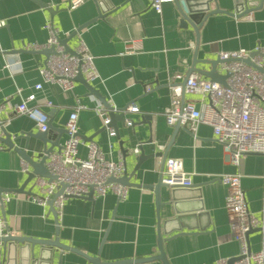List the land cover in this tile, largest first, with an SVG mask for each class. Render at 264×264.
Returning <instances> with one entry per match:
<instances>
[{"label": "crops", "instance_id": "crops-1", "mask_svg": "<svg viewBox=\"0 0 264 264\" xmlns=\"http://www.w3.org/2000/svg\"><path fill=\"white\" fill-rule=\"evenodd\" d=\"M40 1L59 8V12L50 14L37 0H0V19L6 21V25L0 26V105L7 101L18 104L34 93L36 101L30 105H38L48 113L53 127L61 130L50 131L49 135L53 141L61 135L62 145L68 136L69 115L81 104L84 108L78 113L79 133L96 134L91 141L98 144L107 159L123 157L132 174L137 157L141 153L147 155L130 182L155 185L163 162V156L157 155L162 152L167 153V158H181L186 170L193 174V184L199 187L172 194L169 186H163L159 211L155 191L142 186H129L124 200L113 190L92 201L74 197L66 201L56 222L49 204L38 205L27 199L25 193L7 190L20 187L28 173L21 170L23 157L0 141L1 195L14 194L0 209V217L5 218L10 231L17 235L58 239L111 262L158 254L160 213L162 223L168 222V228L173 230L171 234L163 232L162 237L182 231L164 242L170 264H215L219 259L238 255L240 242L233 236L226 208L228 187L216 175L241 173L249 210L264 221V155L249 153L236 162L210 126L200 124L196 133L184 126L175 131V127L167 123L164 111L171 105L173 86L179 85L183 90L188 74L196 73L211 80L200 70L210 71L212 62L220 61L221 51L264 47V2L250 12L239 8L235 0L212 2V9L221 7L235 14L212 13L196 30L193 25L182 26V15L175 0L165 2L161 12L151 8L148 0H100V7L107 11L102 17H98L95 0H86L76 8H70V0ZM248 13L251 19L246 17ZM94 18L97 19L75 35L69 45L75 48L82 38L88 46L99 76L91 83L114 107L124 108L131 103L139 107L137 113L124 114L126 120H133L132 125L119 117L116 119L115 128L112 127L114 136L109 134L108 128L102 129L104 120L98 109L105 107L100 99L81 82L76 81L71 91H64L57 83L45 82L41 69L46 56L24 48L27 44L47 43L48 24L59 29L61 37L66 38ZM17 59L20 63L15 65ZM222 64L217 63V70L226 74ZM194 66L196 69L192 71ZM176 73L182 78L174 79ZM38 83H42V88H36ZM183 95L186 101L196 102L198 107L208 100L200 94L183 92ZM1 119L9 121L5 130L16 137L17 146L24 148L29 141L27 151L32 155L43 149L40 139L27 140L21 136L24 132L38 131L34 120L17 114L6 104L0 108ZM88 143L90 141L82 138L79 152L83 158L88 156ZM135 148L140 152L136 153ZM34 181L27 190L34 186ZM37 192L34 186L33 193ZM180 215L182 218L178 221ZM262 239L261 231L250 235L251 251L260 249ZM19 247L17 252L12 250L9 258L7 245L0 244V264H22L18 260ZM33 254L39 260L37 264H90L82 255L61 248L36 246ZM141 264L163 263L156 260Z\"/></svg>", "mask_w": 264, "mask_h": 264}, {"label": "built area", "instance_id": "built-area-1", "mask_svg": "<svg viewBox=\"0 0 264 264\" xmlns=\"http://www.w3.org/2000/svg\"><path fill=\"white\" fill-rule=\"evenodd\" d=\"M86 0H70V8H76ZM149 6L158 12L163 10L165 2L174 0H148ZM247 18L251 19V13ZM6 25V21L0 19V26ZM50 38L45 44H27V50H42L55 45L56 52L50 55L41 69L43 80L48 83H57L64 91H71L75 85V77L81 72L86 81H94L99 76L94 63V56L82 38H79L74 50L76 54L69 53L62 47L58 39L61 37L59 29L48 24ZM257 52L251 59L257 67H264V47L255 49H238L229 52L221 51L220 60L222 67L228 74L227 86L216 81L202 78L194 73L188 77L185 87L173 86V99L169 108L164 111L166 121L170 126L180 124L189 131L196 133L200 124H206L212 128L217 140L227 148L231 158L238 162L249 153L264 155V74L256 67L246 62V58ZM17 59L14 64H19ZM7 65L10 63L7 61ZM182 75L176 73L174 79H181ZM42 83L36 85L42 88ZM183 92L200 94L208 100L198 107L196 102L183 99ZM36 95L29 94L26 99L18 104L7 101L5 104L14 108L18 114L26 115L34 120L38 130L46 131L50 122L49 115L38 105H30L35 102ZM1 104L0 108H4ZM51 104V103H49ZM84 108L77 104L71 111L66 123L67 138L62 148L49 155L48 170L56 175V180L38 176L34 186L37 193H29L26 198L38 205H47L53 201V206L62 214L66 201L74 197H86L94 191V197H103L109 190H113L119 199L127 198L129 186H123L117 182H109L110 177L120 178L126 173V165L123 157L118 160L107 159L106 155L96 142L88 143V156H80L79 146L82 138L79 133V111ZM126 112L137 113L139 107L135 103L129 104ZM98 112L103 117L104 127L110 135L115 131L109 126L110 116L108 109L99 108ZM8 120H0V136L5 131ZM128 125L133 120L127 119ZM134 151L139 153L138 148ZM162 181L170 188L193 186V174L186 170L181 158H167L164 163ZM21 170L30 172L28 163L23 160ZM222 183L227 185L226 208L228 219L232 226L233 236L240 242V258L234 264H264V221L257 218L249 210L248 201L241 183V173H225L216 175ZM62 190L61 193H59ZM14 197L9 192L0 198V209ZM253 228H261L263 235L259 250L251 251L247 233ZM12 233L8 228L5 218L0 217V236ZM0 244H2L0 242ZM228 258L217 260L215 264H228Z\"/></svg>", "mask_w": 264, "mask_h": 264}, {"label": "water", "instance_id": "water-1", "mask_svg": "<svg viewBox=\"0 0 264 264\" xmlns=\"http://www.w3.org/2000/svg\"><path fill=\"white\" fill-rule=\"evenodd\" d=\"M38 3L40 5H42L48 12H50V14L54 15L56 13L59 12V8H54L51 5H48L40 0H37ZM177 3L178 8L180 9L181 15H182V19H181V24L182 26H189V25H193V27L198 30L199 27L201 26V22L210 14L212 13H231V14H235L233 12H231L230 10H226L223 9L221 7L216 8V9H212L211 7V3L212 2H218V0H175ZM236 1V5L241 7H244L246 12H250L253 11L259 7H261V5L263 4L264 0H235ZM95 2L98 3V10H99V14L98 17H102L104 16V13H106L107 11L104 9H102L100 7V0H95ZM238 10V8H237ZM97 18H94L92 20L87 21L85 24L79 26L76 28L75 31H73L72 33L69 34L68 37L66 38H62L60 37L58 39L59 44L65 48V50L67 52H71L73 54H76V51L74 50V48L72 46L69 45V41L77 34H79L83 29L86 28V26L92 22H94ZM17 51V50H16ZM14 51V52H16ZM37 51L39 53H42L46 56V58H48L50 55H52V53L56 52V47L55 45H52L49 48H45L42 50H33L31 52ZM255 54H258L257 52H254L253 54H251L250 57L246 58V62L248 64H250L253 67L258 68L263 74H264V67H257L256 64L254 63V61L251 59ZM220 60V59H219ZM218 62H224L223 60L220 61H213V67L211 68L210 71H203L200 70L201 73L205 74L206 76H208L211 81H216L219 82L220 84L227 86V80H228V74H221L218 72L217 70V63ZM195 66L192 69L195 70ZM190 75L188 74L184 79V82L182 84L183 87H185L188 77ZM75 81L77 82H81L83 83L87 89L89 90V92L91 94H93L94 96H96L98 99H100L101 103L104 105V107L106 109H108V116H110V122H109V126L114 127L115 128V121L116 119L119 117L120 120L122 122H126V116H124L125 114V109L128 106H124V108H117L114 107L109 100L104 97L101 92L89 81H86V79L84 78L83 74L80 72L76 77H75ZM184 96V95H183ZM183 99L185 100V96L183 97ZM175 131L178 130V128L181 127L180 124L175 125ZM103 130L106 129L105 127L102 128ZM57 131V132H61L60 129L53 127L52 122L50 121L48 124V129L46 131H36V132H24L21 136L25 137L27 140H29L31 137L34 138H38L43 142V149L41 151H39L37 153V155H32L29 154L27 149L29 147V141H27L26 145L24 148L17 146L15 143V138L11 136V134L7 133L6 130L4 131V136L1 135L0 136V141H3L4 143H6L9 147L14 148L15 151H17L18 154H20L23 159L28 163L29 168H30V172L28 174V178L26 179V181L24 183H22L20 185V187L18 188H13V189H7L10 190L11 192L14 193H25V194H29V193H33V187L31 186L30 190H27L26 187L31 184V182H33V180L35 178H37L38 176H43L46 178H49L50 180H56L58 177L55 175H52L51 172L48 170V159H49V155L52 152H55V149H57V151H59L62 148V145L60 144V138L61 135L58 136L57 138L54 139V141L52 140V138L50 137L49 133L50 131ZM67 133V131H66ZM78 135L81 136V138H83L85 141H91L94 136L96 134L87 136V135H81L80 133H78ZM161 155L163 156V162L161 165V173H160V177L158 182L155 185L152 184H136L133 182H130V178L135 175L138 170H140V166L144 161V157L147 156L145 155V153H141V155L139 157H137V164L134 167V171L132 174H129V170H126V173L124 176L120 177V178H114V177H110L109 178V182H117L123 186H131V185H135V186H142V187H146L149 188L151 190L155 191V195H156V203H157V208L158 211L161 208V190L163 186H168L166 185L163 181V171H164V163L167 159V153H159L157 156L161 157ZM197 187H199L198 185H193L191 187H175V188H171L172 194H175L177 192H179L181 189H185V190H192V189H197ZM62 190L59 192L61 193ZM1 191H0V198H1ZM84 199H87L89 201H92L95 197H94V191H91V193L86 196L83 197ZM175 198V197H173ZM51 206V209L56 217V222H58L59 220V216L58 213L56 212L53 204V201H49L48 203ZM200 209V208H199ZM177 212H179L178 209H176ZM198 210V209H197ZM181 215L180 218H178L177 220H181ZM158 247H159V253L155 254V255H148L146 257H142V258H129V259H120V260H115V261H111V262H105L102 261L101 258H99L98 256H91L88 253H86L85 251H83L82 249L78 248V247H72L69 246L61 241L54 240V239H44V238H35L32 236H27V235H17L14 233H9L8 235H4V236H0V242L7 245L8 250H7V254L9 256V258L11 257V252L13 250L17 252V249L19 247V255H18V260L22 262V264H37V260L38 258H36L34 256V248L36 246H40L42 249L49 247L51 249L53 248H61L62 250H70L72 252H76L80 255H82L84 258H86L90 264H141V263H146L149 261H162L163 264H170L168 257L165 254L164 251V242L167 241L168 239L172 238V237H176L178 235H180L179 232L177 234L171 235L170 237H162V233H167V234H171L173 232L172 229L168 228V222L167 223H162L161 218H160V213H158ZM182 224V223H181ZM255 231H261V228H253L252 230H250L247 233L248 236V240L250 238V235L255 232ZM33 248V251L32 249ZM42 259L44 257H41ZM40 258V259H41ZM240 258V255H236L235 257H232L229 259L228 264H234L236 260H238ZM13 259V258H12ZM49 264V263H48Z\"/></svg>", "mask_w": 264, "mask_h": 264}]
</instances>
